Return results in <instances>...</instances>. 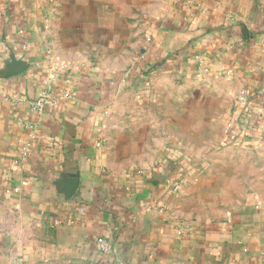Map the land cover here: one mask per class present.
<instances>
[{"label": "crops", "instance_id": "obj_1", "mask_svg": "<svg viewBox=\"0 0 264 264\" xmlns=\"http://www.w3.org/2000/svg\"><path fill=\"white\" fill-rule=\"evenodd\" d=\"M116 259L264 264V0H0V264Z\"/></svg>", "mask_w": 264, "mask_h": 264}, {"label": "built area", "instance_id": "obj_2", "mask_svg": "<svg viewBox=\"0 0 264 264\" xmlns=\"http://www.w3.org/2000/svg\"><path fill=\"white\" fill-rule=\"evenodd\" d=\"M244 98H245L244 94L243 92H241L239 95V100L241 103H245ZM51 103H52V100L50 96L47 93H42L36 99L29 101L28 105L31 110L40 112L44 108H46L48 105H50ZM28 151H29V144L28 143L23 144L20 148V154L22 156H25L28 154ZM22 184H26V182H22ZM176 187L177 186H175V188ZM18 188H19L18 186H14L12 189L14 191H17ZM95 245H96L97 251L102 254H113L115 251V247L109 242V240H107L104 237L96 238ZM114 264H127V263L121 259H116Z\"/></svg>", "mask_w": 264, "mask_h": 264}, {"label": "water", "instance_id": "obj_3", "mask_svg": "<svg viewBox=\"0 0 264 264\" xmlns=\"http://www.w3.org/2000/svg\"><path fill=\"white\" fill-rule=\"evenodd\" d=\"M77 181H78V179L76 178L75 175L69 176V180L65 185V192L68 196H70L73 193V191L75 190V188L77 186Z\"/></svg>", "mask_w": 264, "mask_h": 264}]
</instances>
